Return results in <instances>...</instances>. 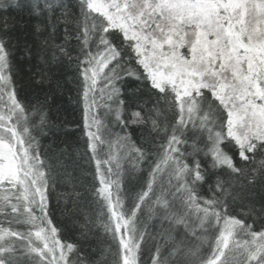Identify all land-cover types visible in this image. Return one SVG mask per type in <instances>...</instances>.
Listing matches in <instances>:
<instances>
[{
  "label": "trees",
  "instance_id": "16d2710c",
  "mask_svg": "<svg viewBox=\"0 0 264 264\" xmlns=\"http://www.w3.org/2000/svg\"><path fill=\"white\" fill-rule=\"evenodd\" d=\"M132 40L85 0H0V116L39 192L0 180V264H54L42 235L57 264H123V235L134 264H264V135L156 88Z\"/></svg>",
  "mask_w": 264,
  "mask_h": 264
},
{
  "label": "rangeland",
  "instance_id": "374dc122",
  "mask_svg": "<svg viewBox=\"0 0 264 264\" xmlns=\"http://www.w3.org/2000/svg\"><path fill=\"white\" fill-rule=\"evenodd\" d=\"M85 1L133 39L156 88H173L185 105L207 89L226 111L227 136L243 148L264 135V0ZM95 81L93 75L89 86ZM34 167L13 127L0 116V180L19 182L34 199L39 196ZM120 225L126 228L125 222ZM236 228L233 222L222 226L218 259ZM42 237L45 255L57 264L56 250ZM121 241L123 264H134L126 235Z\"/></svg>",
  "mask_w": 264,
  "mask_h": 264
}]
</instances>
